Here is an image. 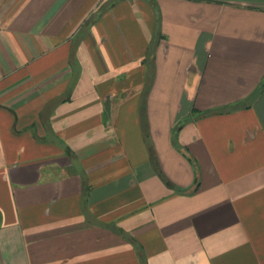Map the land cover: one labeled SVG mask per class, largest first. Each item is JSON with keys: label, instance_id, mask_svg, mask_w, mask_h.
<instances>
[{"label": "crops", "instance_id": "obj_1", "mask_svg": "<svg viewBox=\"0 0 264 264\" xmlns=\"http://www.w3.org/2000/svg\"><path fill=\"white\" fill-rule=\"evenodd\" d=\"M0 264H264V0H0Z\"/></svg>", "mask_w": 264, "mask_h": 264}]
</instances>
